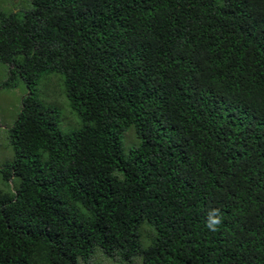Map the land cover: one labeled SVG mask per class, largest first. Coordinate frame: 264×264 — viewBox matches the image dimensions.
Here are the masks:
<instances>
[{
    "label": "trees",
    "instance_id": "16d2710c",
    "mask_svg": "<svg viewBox=\"0 0 264 264\" xmlns=\"http://www.w3.org/2000/svg\"><path fill=\"white\" fill-rule=\"evenodd\" d=\"M0 62L28 88L0 264H264V0H28ZM52 74L78 131L36 94Z\"/></svg>",
    "mask_w": 264,
    "mask_h": 264
},
{
    "label": "rangeland",
    "instance_id": "374dc122",
    "mask_svg": "<svg viewBox=\"0 0 264 264\" xmlns=\"http://www.w3.org/2000/svg\"><path fill=\"white\" fill-rule=\"evenodd\" d=\"M28 0H0V10L18 11L25 8ZM8 66L0 62V169L15 159V151L9 138V129L17 120L22 99L27 95L28 88L22 80H18L12 88L1 87L9 78ZM61 79V80H60ZM36 94L46 103L55 105L60 110L59 129L63 133H72L82 128L83 124L76 111H74L64 94L63 77L52 74L42 84H39ZM136 144L134 133L129 131L124 139V145L131 147ZM129 149V148H127ZM128 153V150H126ZM0 189H8L7 182L0 174ZM92 264H122L119 260H111L103 254L97 253ZM134 264H140L137 260Z\"/></svg>",
    "mask_w": 264,
    "mask_h": 264
},
{
    "label": "clouds",
    "instance_id": "9594fccd",
    "mask_svg": "<svg viewBox=\"0 0 264 264\" xmlns=\"http://www.w3.org/2000/svg\"><path fill=\"white\" fill-rule=\"evenodd\" d=\"M222 221H223V215L220 212V210L213 209L208 214V218L206 221V227L211 231H215L218 229V226L222 223Z\"/></svg>",
    "mask_w": 264,
    "mask_h": 264
}]
</instances>
